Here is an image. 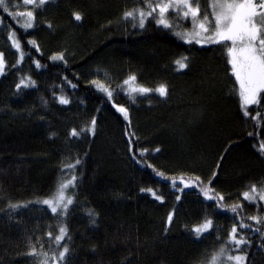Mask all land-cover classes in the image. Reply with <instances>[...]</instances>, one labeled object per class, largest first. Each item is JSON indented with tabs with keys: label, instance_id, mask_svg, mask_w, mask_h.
<instances>
[{
	"label": "trees",
	"instance_id": "1",
	"mask_svg": "<svg viewBox=\"0 0 264 264\" xmlns=\"http://www.w3.org/2000/svg\"><path fill=\"white\" fill-rule=\"evenodd\" d=\"M210 2L200 0V7L212 18ZM134 9L148 10L142 0H48L25 31L24 18L14 14L32 6L10 0L7 12L0 8V264H40L43 257L26 255L33 245L48 253L49 264L64 246L60 264H206L225 246V256L244 257L241 264H264V223L250 219L264 217V202L242 196L253 184L264 186V93L246 117L227 57L230 41L183 39L176 33L190 31L192 20L172 10L171 28L152 18L141 28L138 14L123 17ZM58 55L63 59H52ZM182 57L187 67L178 70ZM131 76L134 85L124 84ZM22 78L34 84L18 90ZM160 85L164 97L130 92ZM119 107L127 108V120ZM67 170L75 177L73 202L54 214L41 201L69 180ZM148 188L163 199L141 191ZM204 188L223 201L206 200ZM205 219L213 228L198 239L191 229ZM240 224L249 227L239 229L237 239L247 242L237 248L227 242ZM60 227L67 235L57 245Z\"/></svg>",
	"mask_w": 264,
	"mask_h": 264
},
{
	"label": "snow or ice",
	"instance_id": "2",
	"mask_svg": "<svg viewBox=\"0 0 264 264\" xmlns=\"http://www.w3.org/2000/svg\"><path fill=\"white\" fill-rule=\"evenodd\" d=\"M147 7V11L144 9H134L126 11L123 14L124 19L135 18L139 15V26L144 27L147 19H155L157 25H161L164 28H171L172 24L167 18L170 10L176 13V16L182 20L187 21L189 17L193 23L194 38L201 36L202 33H209L212 31V28L215 27L216 31L213 35L207 36L206 40L196 39V43H222L224 41H231L233 47L228 49L229 56L231 59L229 63L232 65L233 74L236 76V79L240 82V97H241V107L244 110L243 114L247 117L249 116L248 108L251 105H257L261 103V93H264V0H211L210 7L213 9L211 16L214 17V23L210 20L209 14L206 9H201L200 0H168L167 3H164L163 0L154 4V0H142ZM10 0H0V8H3L5 12L8 11V4ZM23 5L32 6L33 10L27 12H18L14 15L18 18H24V23L21 25L22 28L26 31L34 27V11L46 3L48 0H22ZM193 4L196 6L193 7ZM182 9H187L183 11L182 16L180 12ZM219 9V11H216ZM159 13V18H156V13ZM203 15V20L197 25V20L200 19V16ZM75 20H81V14L78 12L73 13ZM199 28L200 31H195L196 28ZM176 35H187L176 33ZM9 39L12 40V47L17 51L21 49V43L16 39L14 33L9 34ZM245 44V47L237 50L235 47L237 42ZM191 42V41H189ZM31 44H35V41H29ZM24 58V53L20 52V60L17 61V64ZM52 59H63L62 55L54 56ZM187 57H182L175 61L178 66V70L184 69L187 67L185 61ZM5 60L3 53H0V75L5 71ZM39 67V65H37ZM131 81H135V77L131 76L128 80L124 81V84H129ZM96 83L101 91L107 93L109 98L112 97L113 92L108 87L103 84ZM34 84L30 78H22L20 82L16 85V88L19 90L22 87L28 88ZM150 91H155L159 93L161 97L167 95V88L164 85H160L156 89H148L144 87L132 88L130 92L135 93H148ZM60 103L67 104L68 100L61 98ZM117 111L121 112L124 116V119H128V110L125 107L117 108ZM261 114L258 112L256 116H251L250 118L254 121ZM91 127L87 130L90 132L94 131L95 118L91 122ZM83 131V129L81 130ZM72 136L80 135L75 129L71 132ZM251 135V134H250ZM147 149L141 151V155H144L147 152ZM156 151H159L157 149ZM259 151L264 154V142L259 145ZM79 163V161H76ZM65 167L71 168L73 165H66ZM151 167V165H149ZM156 175L162 176V173L157 172ZM215 176V173H213ZM199 180V177L195 178ZM75 177L72 179L61 183L57 193L53 195L51 199H45L41 201L43 204L48 205L54 214H62L59 212L60 209L67 210L68 206L72 204L71 197L65 196V190L73 185ZM175 187V185H173ZM189 184H185V187H189ZM142 192H149L156 200H162L163 197L157 195L153 189H141ZM206 200H217L223 201L224 197L219 196L218 193H214L210 188L202 189ZM212 193V194H209ZM244 200L254 203L257 200V197L260 201L264 202V186L258 188L257 185L253 184L250 186L249 190L242 193ZM180 198L177 197V200ZM66 200V202H65ZM11 208L15 209L19 205L13 204L10 205ZM223 208V205H220ZM241 207L240 204L234 205L231 207V212L237 213V210ZM173 219V214L170 212L168 215V222L171 223ZM250 219L257 221V223H264V217L252 216ZM249 227L246 224H240L239 228L234 225L229 233L228 244H234L239 248L242 244H245L247 241L241 237L237 239V233L240 228ZM213 228V221L211 219H205L202 223L194 226L191 231L196 238H201L205 234L209 233ZM167 231V229H166ZM48 236H52V233H48ZM67 235V229L65 227H60L59 235L54 237V243L59 245L61 241L65 239ZM69 249L67 246L63 247V250L59 252L58 257L53 256L51 259L56 261V264L65 260L66 254ZM226 251V246L222 247L219 252L213 253L210 258L206 257V264H228L229 261H234L235 264H241L244 260L243 256L236 255H227L224 253ZM27 256L40 259V264H49L48 253L37 250L33 245L30 247V251L26 253Z\"/></svg>",
	"mask_w": 264,
	"mask_h": 264
},
{
	"label": "rangeland",
	"instance_id": "3",
	"mask_svg": "<svg viewBox=\"0 0 264 264\" xmlns=\"http://www.w3.org/2000/svg\"><path fill=\"white\" fill-rule=\"evenodd\" d=\"M155 1H156L155 3L160 2V0H155ZM163 2H164V3H167L168 0H163ZM195 6H196V5L193 4V7H195ZM210 8H211V7H210ZM186 10H187V9H182L181 12H180V15L182 16L183 11H186ZM216 11H219V9H217ZM212 12H213V9L211 8V13H212ZM211 17H212V16H211ZM189 18H190V17H189ZM202 20H203L202 18H200L199 20H197V22H196L197 25H198ZM210 20H212L213 23H214V17L210 18ZM195 31H200V30H199V28L197 27V28L195 29ZM215 31H216V29H215V27H213L211 32H209V33H202L201 36H199V37H195V38H194V30H193V28H191V30L187 32V35H185V37H183V39H191V40L193 39V41H196V39L206 40L207 36H209V35H213V34L215 33ZM201 44H206V43H201ZM233 46H234L233 43L230 41V45L228 46L227 50L229 49V47L232 48ZM235 47L237 48V50H239V49L245 47V44H244V43H241V42L238 41V42L236 43ZM227 57L229 58V60L231 59V57L229 56L228 51H227ZM231 66H232V65H231ZM96 73H97V76H99L100 79H102L104 82L107 83V81H109V76L107 75L106 71H104V70H102V69H97V70H96ZM232 73H233V69H232ZM233 75H234V74H233ZM234 77H235V79H236V76H235V75H234ZM236 82H237V87H238V95H239V98H240V102L242 103V101H241V97H240V82H239L237 79H236ZM133 85H134V83L131 81V82L129 83V86H133ZM66 172H67V175H69V180H70V179H71V177H70V171L67 170ZM65 196H66V197L69 196V190H68V188L65 190ZM65 202H66V200H65ZM47 206H48V205H47ZM50 210H51V209H50Z\"/></svg>",
	"mask_w": 264,
	"mask_h": 264
}]
</instances>
